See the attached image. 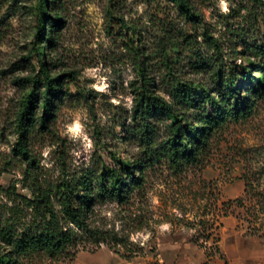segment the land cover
<instances>
[{
  "label": "rangeland",
  "instance_id": "374dc122",
  "mask_svg": "<svg viewBox=\"0 0 264 264\" xmlns=\"http://www.w3.org/2000/svg\"><path fill=\"white\" fill-rule=\"evenodd\" d=\"M188 2L195 20L175 0H49L42 10L39 0H0V228L24 220L20 196L33 188L59 192L72 178L100 192L112 156L140 153L130 133L140 66L166 97L174 77L215 94L219 51L227 57L264 35V0ZM41 11L61 20L51 42L38 38L41 25L43 33L50 29ZM41 63L62 78L51 91L48 125L36 122L27 133L30 164L17 150L18 116L32 87L25 78L36 76ZM40 105L41 98L36 117ZM132 192L140 193L103 203L93 219L123 243L88 244L58 260L26 254L19 264H264V95L250 116L218 130L198 162L154 163ZM216 245L220 253L208 258ZM0 248H8L1 238Z\"/></svg>",
  "mask_w": 264,
  "mask_h": 264
},
{
  "label": "trees",
  "instance_id": "16d2710c",
  "mask_svg": "<svg viewBox=\"0 0 264 264\" xmlns=\"http://www.w3.org/2000/svg\"><path fill=\"white\" fill-rule=\"evenodd\" d=\"M48 1L39 0V9L42 10V3L46 5ZM175 1L189 20L197 18L188 0ZM41 12L50 29L49 33H43L41 25L42 34L38 38L45 37V41L51 42L52 26L60 25L61 20L48 11ZM212 44L217 47L215 40ZM242 47L234 48V53L227 57L219 51L221 66L212 76L215 94L210 88L174 77L167 82L169 97H166L152 88L153 83L140 66V83L130 114L133 122L130 133L140 153L129 159L112 156L114 164L105 166L99 177L100 192H89L91 186L86 179L70 178L59 187V192H45L36 187L28 196L21 195V204L27 214L24 220L10 219L11 222L0 228V238L8 247L0 248V264H19V258L26 254H42L58 260L73 256L88 244L98 246L102 242L111 246L113 242L123 243L115 230L94 224L98 207L107 201L126 203L135 193L139 194L132 191L143 185L146 170L154 163L164 160L171 167L179 168L198 162L207 153L218 130L229 121L250 116L256 99L264 95V35L244 41ZM43 53L37 51L40 57ZM61 78L62 75L50 76L45 63L40 64L36 76L25 78L32 87L23 112L18 116L17 150L22 156H28L30 164L34 158L28 153L27 133L36 122L39 127L48 125L53 115L51 91L57 90ZM40 83L44 88L38 92ZM39 98L42 111L36 117L34 108ZM162 128L164 130L160 132ZM127 134L123 130L125 141L130 140ZM18 212L21 209L16 207L13 214ZM217 253H220L218 245L206 255L210 258Z\"/></svg>",
  "mask_w": 264,
  "mask_h": 264
}]
</instances>
